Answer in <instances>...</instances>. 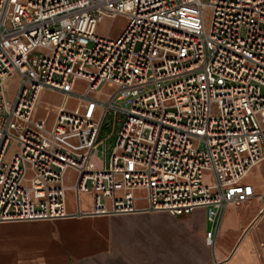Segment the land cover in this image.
<instances>
[{
    "label": "built area",
    "instance_id": "1",
    "mask_svg": "<svg viewBox=\"0 0 264 264\" xmlns=\"http://www.w3.org/2000/svg\"><path fill=\"white\" fill-rule=\"evenodd\" d=\"M118 17L119 34L97 33ZM262 159L264 0H0V221L79 214L90 193L92 214L204 207L211 241Z\"/></svg>",
    "mask_w": 264,
    "mask_h": 264
},
{
    "label": "crops",
    "instance_id": "2",
    "mask_svg": "<svg viewBox=\"0 0 264 264\" xmlns=\"http://www.w3.org/2000/svg\"><path fill=\"white\" fill-rule=\"evenodd\" d=\"M46 93L59 99L53 107L68 100L44 90L42 103L48 102ZM69 103L77 102L70 99ZM206 179L210 180L209 172ZM242 181L252 186L254 195L226 205L211 241L204 207L182 215L168 211L92 214L91 194L83 193L79 214L0 221V264H264L260 255L264 159ZM67 210H75L72 191H67Z\"/></svg>",
    "mask_w": 264,
    "mask_h": 264
},
{
    "label": "rangeland",
    "instance_id": "3",
    "mask_svg": "<svg viewBox=\"0 0 264 264\" xmlns=\"http://www.w3.org/2000/svg\"><path fill=\"white\" fill-rule=\"evenodd\" d=\"M124 24H125V19L122 17H118L114 21H112L111 19H104L102 22L98 23L96 31L97 33L101 35H107V34L113 35L114 32L118 28L123 26ZM16 82H17L16 77L9 80L8 94L14 89ZM110 88H111L110 85L108 86V85L102 84L97 93V96H101L104 93V91H109ZM45 96L48 101L47 103H50V104L59 100L56 96H53L52 94L46 93ZM65 102L66 101H63V104H65ZM117 117L120 118L121 120L123 119V115L121 114H119ZM113 119H114V116H113L112 111L106 114L103 120L101 129H100L99 136H98V139L102 141V143L99 146L98 154L100 158L104 161L105 165L109 161V156L115 144L117 131L119 130L121 126V123L113 124ZM73 174H74L73 172H68L67 178L71 180L73 178Z\"/></svg>",
    "mask_w": 264,
    "mask_h": 264
}]
</instances>
